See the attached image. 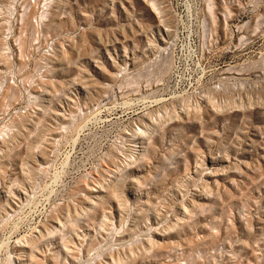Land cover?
<instances>
[{"label":"rangeland","instance_id":"obj_1","mask_svg":"<svg viewBox=\"0 0 264 264\" xmlns=\"http://www.w3.org/2000/svg\"><path fill=\"white\" fill-rule=\"evenodd\" d=\"M0 264H264V0H0Z\"/></svg>","mask_w":264,"mask_h":264}]
</instances>
